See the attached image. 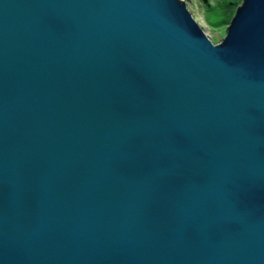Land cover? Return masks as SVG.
Instances as JSON below:
<instances>
[{
	"label": "water",
	"instance_id": "water-1",
	"mask_svg": "<svg viewBox=\"0 0 264 264\" xmlns=\"http://www.w3.org/2000/svg\"><path fill=\"white\" fill-rule=\"evenodd\" d=\"M225 30L0 0V264H264V0Z\"/></svg>",
	"mask_w": 264,
	"mask_h": 264
},
{
	"label": "rangeland",
	"instance_id": "rangeland-1",
	"mask_svg": "<svg viewBox=\"0 0 264 264\" xmlns=\"http://www.w3.org/2000/svg\"><path fill=\"white\" fill-rule=\"evenodd\" d=\"M188 4L190 11L193 13L196 20L202 25L208 38L213 44L221 42L226 34V27L230 24L232 17L234 16L236 8L241 4L242 0H217L220 3L217 11L219 13H213L216 8L213 6V2L216 0H181ZM204 1V2H202ZM207 1V2H206ZM233 1V5H229L231 11H223L224 3ZM204 5V6H203ZM223 6V7H222Z\"/></svg>",
	"mask_w": 264,
	"mask_h": 264
},
{
	"label": "trees",
	"instance_id": "trees-1",
	"mask_svg": "<svg viewBox=\"0 0 264 264\" xmlns=\"http://www.w3.org/2000/svg\"><path fill=\"white\" fill-rule=\"evenodd\" d=\"M208 1V0H207ZM206 1V2H207ZM202 2H204V1H202ZM234 4V2L233 1H230V2H227V3H224V7L222 8L223 9V11L224 12H226L227 14H228V12L229 11H231V8L232 7H230L229 5H233ZM204 6V5H203ZM213 6L216 8V11H213V13H219V11H217V8H218V6L220 7V3H218V1L216 0V2H213Z\"/></svg>",
	"mask_w": 264,
	"mask_h": 264
}]
</instances>
